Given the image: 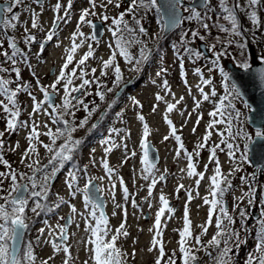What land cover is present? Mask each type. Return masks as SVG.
Wrapping results in <instances>:
<instances>
[{
  "label": "rangeland",
  "instance_id": "obj_1",
  "mask_svg": "<svg viewBox=\"0 0 264 264\" xmlns=\"http://www.w3.org/2000/svg\"><path fill=\"white\" fill-rule=\"evenodd\" d=\"M6 2V0H0ZM61 4L66 6L67 0H60ZM96 8L94 11L97 13L95 16H88L86 19L93 21V25H98V32L102 34L99 40H91L90 37L94 35V27L88 24H82L80 31L85 33L86 42L77 49L76 53H79L74 57L73 64L69 66V69L76 67V62L88 51V43L92 44L94 55L90 57L85 65L77 67V76H79L81 70L86 73L85 79L93 80L98 78L100 87H97V83H92L87 86L86 91L90 94L81 95V93H73L75 96H79L85 104L88 105V109H95L91 116H88L82 105L78 106L79 110H75V115L71 119L77 124L80 120L88 118V124L84 128H77L73 133L75 139H81L82 144L79 150L76 152L78 160L83 162V165H74L68 162L64 168L62 177L58 183L51 188L49 196V205L52 202H58L57 196L63 198L67 203L62 204L59 208H54L52 211L42 213L39 216L33 214L30 209L33 206V202L30 200L29 205L26 208V216L29 223V229L25 232L22 242V247L25 243L31 242L34 248V253L38 257L37 264L40 260L47 259L49 256H54V259L49 261V264H63L65 259V253L62 251L53 252L51 244L46 243L49 239H54L55 236L50 237L49 231L55 230L58 232L57 225L64 224L67 215H73L70 212L69 204L75 205L77 213L75 214V220L71 224L70 233L71 236L65 243L69 246L71 255V264H84V261L89 259L90 252L87 250L91 248V244H88L89 233L85 231V223L81 218L80 213H85V207L83 203V194L78 193L75 198L71 197L70 190L67 187V179L69 171L79 170L77 186L81 189L84 188L88 179L95 177L96 185L102 195L106 197L108 223L113 230L119 227L120 223L126 218V230L129 233L128 237H121L117 244L124 253L127 254L126 264H155V260L159 255L158 250L148 251L150 241L153 236V232L149 229L153 227L156 212L160 205L159 196L163 194L169 202L171 207L175 209L174 213H165V216L161 219L162 224V240L164 242L165 253L167 255H173L175 253L177 257L176 264H181L179 259V230L183 228V215L185 210V204L188 199V191H191L193 199L188 204L189 218L191 220V229L193 236L200 234L201 229L198 225H202L208 219L209 205L204 204L203 198L208 195L210 178L214 174L215 162L209 160V149L215 144L220 143L221 139H227L228 135L225 132L224 136L217 135L215 129H223L224 124H218L215 129H208V124L214 119L209 115L214 111L215 106L218 105V97L224 95V89L221 85V76L218 71L208 72L210 66V58H214L213 54L210 56H204L202 51L198 48L200 43H206L209 46L215 42L214 36L219 34L220 37L228 39L226 33L219 31L215 26L217 23L223 24L226 27H230L228 22L222 18L217 20V16L220 14V8L218 6V0H214V4L211 3V9L208 11V17L204 22L209 24V31H205L200 26V21L185 20L182 24L172 32H166L164 22L161 17L150 11L145 14L143 9H140L136 13V19L141 20V25L146 29L144 34L135 33L136 38L147 45V48L151 49L150 59L144 64L140 65V71H133V64L125 61L124 57L119 55L116 50V56L114 64L118 65L121 69L122 81L119 86H116L113 81L115 79L114 70L112 67L105 69L107 75L101 76L102 63L108 60L115 49V44L111 33L108 28L112 26L113 17H118L121 12H124L128 7L130 0H113L112 4H107V0H95ZM57 3V0H40L37 4L35 0H24V3L13 10L14 13L19 14V20L15 21L17 27L15 29H3L0 28V53L8 52L11 55L12 49L8 47V39L15 38L18 49L27 55V58L17 57V63L12 65L11 62L3 55H0V77L13 81L9 85V88L14 90L17 84L28 85V91H30L38 101L43 99V94L40 92L39 87L50 85L56 77L59 75L60 68L64 63L66 56V49L71 46L72 34L76 31L79 16L84 9H90L89 0H72V6L70 8V17L67 22H61L58 25L56 36L52 41H46L45 37L52 26L54 15H62L61 13H54L53 6ZM119 3L121 6L116 7L115 4ZM232 3V0H229ZM106 4L107 7L101 5ZM37 14L38 27L36 29L31 28L32 14ZM239 12V11H238ZM202 15L204 10L201 11ZM240 13L245 14L243 11ZM9 17L12 14H8ZM101 15H107L110 17L108 21H102ZM189 13L185 12L184 16H188ZM258 18L260 21L259 26L250 25L249 20L244 16V19H238L241 25V30L247 33L249 36L244 35L246 48L242 50L235 46H229L226 50H230L232 53L231 60L242 61L245 58V54L249 60L248 44H254L257 41V35L252 38L254 31L262 30L261 40L257 43V53L259 56L264 55V6L258 8ZM125 20L128 22L130 28L137 29L138 26L134 23L132 15H125ZM25 28L29 30L27 34L35 36V41L30 45L25 44ZM100 28L102 30L100 31ZM192 31H198L200 36H204V40H200L199 37H192ZM242 31V32H243ZM187 33L186 41L188 46L193 51H200L201 57H189L184 52L183 47L180 45V38ZM159 34V39H157ZM244 34V33H243ZM128 36V34H125ZM131 39V36H128ZM233 39H240L239 37H232ZM79 37L77 43H79ZM48 42V45L41 50V44L44 45ZM195 43L196 46H192ZM109 44L113 45V48H109ZM173 45L179 49L180 55L183 57V69L180 67V60L177 58L176 50ZM141 43H133L128 51L133 58H138L140 55ZM215 51L218 52L217 49ZM226 61L224 57L221 58V66L226 68ZM201 68L202 73L206 72L209 76L207 79H212V85L215 86L217 92L216 97L210 95L209 100H201L200 106L196 107V101H199L197 97L202 98L198 91V86L195 84H201V77L195 74L196 68ZM162 68L167 69L161 76H157L156 73ZM7 69V71H2ZM93 69L95 72L93 73ZM16 70L19 71V79L16 75ZM227 70V68H226ZM228 71V70H227ZM206 79V77H205ZM168 81L170 92H166L163 82ZM154 81V82H153ZM186 81V83H185ZM81 83L80 79L73 78V86H78ZM126 85L127 87L122 90ZM60 87V86H58ZM111 88L112 91L108 92L107 89ZM190 89V91H189ZM51 91V89H50ZM83 91V90H82ZM97 91L105 93L104 100H101ZM212 91V90H211ZM159 94L164 99L161 101L156 100V96ZM63 92L55 96V103H61V96ZM180 97L184 99L177 105V108L168 113V118L173 121L174 126L178 130L177 134L181 136L182 142L185 145L187 151L192 152L198 143H201L204 135L207 131H211L212 135L208 140L207 146L200 150V155L193 158L195 167H198L201 172L204 173L206 180L204 183L197 187L196 180L200 179L199 176L189 177L187 175V159L183 152L180 157H176V149L178 147L176 141L173 138H169L165 141L163 138L169 135V126L165 123L163 117L166 111L167 103H175ZM0 99L6 98L0 95ZM18 104L21 108V115L19 120L29 121V113L32 112L33 101L26 91H21L16 97ZM115 101V103H113ZM75 103V101H73ZM135 102H138L136 104ZM236 109L241 112V121L247 119L248 108L245 107L244 102L239 99L233 101ZM111 105V107H109ZM156 106V111L153 112V106ZM142 106V107H141ZM47 107V105H43ZM43 107L39 114H36L37 122L40 124V131H46L44 125L47 124L53 130L57 125L52 124L50 117L44 115ZM201 110V112H200ZM49 111L51 109L49 108ZM102 114V115H101ZM138 114H142L145 117L144 122L137 119ZM189 115V116H188ZM188 116V117H187ZM193 116V117H191ZM187 117V118H186ZM68 118V117H65ZM219 118V117H216ZM33 119V117L31 118ZM199 119V123L197 120ZM202 119V120H201ZM143 123H147L149 126L150 135L147 140L151 141L153 146L159 151L161 162L153 169V175L158 178L159 175L164 174L166 179L160 181L152 189V196L145 200L148 196V184L151 181L143 179L144 175H147L143 171V165L141 164V157L143 155L140 147L141 140L143 139ZM92 124H97L95 129H91ZM6 117L3 110L0 109V132H5ZM193 128L196 129L193 132ZM112 129H118V132H112ZM28 128L20 127L14 132H5L2 137L4 146H8L7 151L4 154L5 159H10L9 163L21 172L28 171L23 164L20 163L21 154L27 148L26 137L28 135ZM247 136L250 134V130L246 129ZM256 132V131H255ZM254 134L251 135L254 136ZM19 135V137H18ZM18 137V140H17ZM45 143H48V138L45 136L40 137ZM111 139V144H115L116 147L110 153H105L106 147H111V144H104L102 141ZM244 141L242 137L235 140H231L230 143L239 145L240 151L236 153L235 161L228 156V149L226 145H220L223 151L217 149V159L219 160L221 168H224L226 176L231 178V187L228 189L230 195L223 197L224 206L226 207L225 200L228 199L227 210L228 214L233 217L235 223L230 227L234 229L239 237L233 238L229 241V247L232 251L229 253V264H247L250 255H256V245L258 242L257 232L259 230L258 221L264 217L261 213L264 212L262 205L261 195L256 198L257 186H260V193L264 192V172L262 179H256L251 182V173L253 170L259 173V168L252 167L248 159L247 162H241L239 157L244 150V146L241 142ZM19 143V147L16 151L10 149L15 147ZM125 145L127 146L125 148ZM90 146V147H89ZM39 149L40 160L43 164H47L49 154L40 147ZM1 151V149H0ZM135 151L136 156H131L130 153ZM87 154V155H86ZM128 159L125 162V157ZM107 159L109 166L115 169V173L111 175V178L106 173L103 167L102 160ZM47 160V161H46ZM239 164L240 171H236L229 175L231 170ZM207 165V168H205ZM87 166L86 174L83 171ZM63 169V168H62ZM61 169V170H62ZM185 169V171H181ZM5 168L0 165V171H4ZM261 173V172H260ZM225 175V174H224ZM104 177V179H100ZM241 177L245 179L242 181ZM121 181L123 183H121ZM252 184L247 187V182ZM23 182V181H22ZM8 181L0 186L5 191H0V195H6L8 189ZM112 184H115L114 196L115 203L123 205V210L120 208H114L112 200V193L110 189ZM184 185V188L179 192L176 191L178 185ZM126 186L128 192L131 194L127 201L124 200L123 187ZM251 194L246 195L250 192ZM197 193H199L197 195ZM243 197V199H239ZM135 199L138 207L132 206V200ZM225 198V199H224ZM251 199V203L249 200ZM151 203V207H149ZM255 209L258 217L251 219V212ZM126 210V217H125ZM113 211L116 215L113 216ZM241 213H244L242 216ZM221 215L218 211L212 217V226L208 228L207 234L201 237L202 244L200 250L196 252L198 258V264H215L213 257H216L220 250L225 247L223 241L218 248L205 247L207 242L211 240L212 236L216 234L217 229L215 227L216 217ZM250 220V221H249ZM227 224V221H224ZM77 224L79 227H77ZM40 229H44L41 233ZM194 241H190V244ZM87 246V247H86ZM134 253V255H133ZM167 257H165L166 259ZM164 264V261H162Z\"/></svg>",
  "mask_w": 264,
  "mask_h": 264
},
{
  "label": "snow or ice",
  "instance_id": "obj_2",
  "mask_svg": "<svg viewBox=\"0 0 264 264\" xmlns=\"http://www.w3.org/2000/svg\"><path fill=\"white\" fill-rule=\"evenodd\" d=\"M37 4L40 3V0H35ZM24 0H6V6L0 8V14H3L0 17V28L3 29H15L17 27L15 21L19 20V14L14 13L13 10L18 6L22 5ZM90 9H84L79 16V22L76 28V31L72 34L71 37V46L66 49V56L64 58V63L60 68L59 75L56 79L48 86H40L39 90L43 94V99L38 101L36 97L28 91V85L26 84H17V87L12 90L9 88V85L13 83V81L9 79H4L0 77V95L6 98L0 99V109L3 110V113L6 117V127L5 132H14L17 131L20 127L28 128V135L26 137L27 140V148H25L24 152L21 154L20 163L25 166L28 171L21 172L18 169L14 168L12 164L9 163L7 159L4 158V154L0 152V165H2L5 170L0 171V186H2L5 181H8V189L6 190V195H0V264H37L38 257L34 253V248L31 242H27L22 245L23 237L25 232L29 229V223L26 222L28 217L26 216V208L29 205V201L33 202V206L30 211L36 216L41 215L42 213H46L52 211L54 208H59L62 204L67 203L63 198L57 196L58 202H52L51 206L49 205V196L51 192V181L54 177H56L57 173L66 166L68 162H73L75 159L76 152L79 150L80 145L82 144L81 139H75L73 133L77 130V128H84L88 124V118L86 117L83 120H80L77 124L71 118L75 115V110H79L78 106L82 105L83 108L88 111V116L90 117L92 112L95 109H88V105L84 103V101L79 97L73 95V93H81V95H88L86 91L87 86L92 83H97V87L99 88L98 78H94L93 80L85 79L86 75L83 70H81L79 76H77V67L85 65L86 61L94 55L93 47L91 43H88V51L76 62V67H72L69 69V66L73 64L74 55L77 52V49L81 47L85 42V33L80 31V26L82 24H88L94 27L93 21L90 19H86V17L92 15L95 16L97 13L94 11L96 8L95 0H89ZM113 0H107V4H112ZM198 4L200 8L204 10V14L202 15L201 11L197 10L196 6L185 7L183 11L188 12V16H184L181 12V7L183 5V0H165L164 3H161V0H130V3L124 12H121L118 17L111 18L112 26L108 28V31L111 33L113 38L115 49L112 52V55L108 60L103 61L101 76L107 75L105 69L113 68L115 79L113 83L116 86L120 85L122 81L121 69L118 65L114 64V59L116 56V50H118L119 55L124 57L125 61L133 64V71H140V65L144 64L150 59L151 49L147 48L146 44L139 41L136 38L135 33L144 34L146 29L141 25V20L136 19V13L143 9L145 14L150 11H155L157 15L161 17V20L164 22L165 29L172 28L175 29L179 27L182 22L185 20L192 21L198 20L200 21V26L205 29V31H209V24L204 22L205 19H210L208 17V11L211 9V0H198ZM72 6V0H67V5L64 6L61 4L60 0H57V3L53 6L54 13H61L62 15H54L52 26L48 30L46 34V41H52L56 36V31L58 25L61 22L66 23L68 18L70 17V8ZM102 7H107L106 4L101 5ZM116 7H120L119 3L115 4ZM218 6L220 8V14L217 16V20L223 19L228 22L230 27H226L223 24L217 23L215 26L219 29V31L226 33L229 37L225 41H221L219 37H216V43L223 44V50L217 52L216 44H212L209 46V51L213 53L214 58H210V66L208 67V72L212 73L213 71H218L221 76V85L224 89V95L222 97H218L219 103L215 106L214 111L210 112L209 115L214 117L212 121L208 124V129H215V126L218 124H226V127L223 129H215L217 135L223 137L225 132L228 137H231L232 140H235L238 136H247V132H244L243 129L234 130L235 125L233 124L234 120H239L241 117V112L236 109L235 104L233 103L236 99H242L241 91L239 84L232 81L231 75L229 71L226 70L225 67L221 66V58L226 54V49L229 46L235 45L242 50L246 48V43L244 42L245 37L241 30V25L237 19V12L243 11L246 15V18L251 22L253 26H259L260 21L258 18V8L260 6H264V0H245L243 4H241L240 0H232V3H229V0H218ZM163 9V11H162ZM8 14H12L10 17ZM132 15L134 23L138 26L137 29L130 28L128 22L125 20V15ZM167 18L166 20L164 18ZM102 21H108L110 17L107 15H101L100 17ZM38 27L37 14L33 12L31 19V28L36 29ZM29 30L25 28V33L27 34ZM131 36V39L128 38L125 34ZM192 37H199L200 40H204V36H200L198 31H192ZM79 39V43H77V38ZM187 33L180 38V45L183 47L185 53L189 55V57L200 58V51H193L192 48L188 46V42L186 41ZM232 37H239L240 39H233ZM157 39H159V34H157ZM35 36L31 34H27L25 37V44L30 45L35 41ZM91 40L95 41L96 36L92 35L90 37ZM133 43H141V48L139 50L140 55L138 58H133L128 48ZM3 45L0 44V47ZM110 49L113 48L112 44L108 45ZM8 47L12 49L11 55L8 52L0 53L6 59H8L12 65L17 63V57L27 58V55L23 53L17 47V43L15 38L8 39ZM41 50H43L44 45L41 44ZM173 48L176 50L177 58L180 60V67L183 69V57L180 55L179 49L176 45H173ZM256 63L253 64L246 56L242 61H236V65L239 69L248 72L253 75V78L258 80L259 83L264 86V67L259 65H264V55L257 56ZM253 69L255 71L253 72ZM2 71H7V69H2ZM93 73L95 69L92 70ZM167 69L162 68L159 72L156 73L157 76H161ZM195 74L201 77V84L198 85V91L200 92L202 99L204 101L209 100L210 95L212 97L217 96V92L213 89L210 93H206L204 91V86L211 85L213 83L212 79H205L203 77V73L201 68H196ZM17 78L19 79L20 73L16 70ZM73 78L80 79L81 83L78 86H73ZM154 82V81H153ZM186 83V81H185ZM164 89L166 92H170V88L168 86V81L164 80L163 82ZM60 86V87H58ZM51 89V91H50ZM62 90L63 95L61 96V103H55L56 94L60 93ZM83 90V91H82ZM21 91H26L27 94L31 97L33 101L32 112L29 113L30 120L29 121H21L19 117L21 115V108L16 99L18 93ZM108 92H111L112 89H107ZM190 91V89H189ZM96 95L100 97L101 100H104L105 93L102 91H97ZM164 98L157 94L156 100L161 101ZM183 97H180L179 100H176L175 103H167L166 111L164 114V121L169 126L170 132L169 135L164 136V140L167 141L170 137L173 138L178 147L176 149V157H180L183 152L185 158L187 159V175L189 177L199 176L200 179L196 180L197 187L200 185L201 180L204 178L203 172H197L196 167L193 163V158L198 157L200 155V150L204 149L207 146L208 140L212 135L211 131H207L203 137L201 143L196 145V148L189 152L185 148L184 143L182 142V138L177 134L178 130L173 124V121L168 118V113L173 112L177 105L183 100ZM75 101V103L73 102ZM115 103V101H113ZM138 104V102H135ZM201 101H196V107L200 106ZM47 105V107H43V105ZM43 107L44 115L50 117L52 124L57 125L55 130L49 127L47 124L44 125L46 131H39L40 124L39 122L32 120L31 118L39 114ZM111 107V105H109ZM142 107V106H141ZM245 107L249 106L245 104ZM49 108L51 111H49ZM156 106H153L152 111L155 112ZM68 117V118H65ZM219 117V118H216ZM137 119L141 122H144L145 117L142 114H138ZM199 123V119L197 120ZM97 124H92V129H95ZM112 132H118V129H112ZM196 129L193 128V132ZM5 132H0V149L4 147V141L2 137ZM150 135L149 126L147 123H143V139L141 140L140 147L142 149L143 155L141 157V164L144 166L143 171L147 173V175L143 176V179L151 181L148 184V196L145 197V200H148L149 197L152 196V189L156 186V184L160 181H164L166 176L164 174L159 175L158 178H155L153 175V169L155 168V164L152 160L149 159V150L150 144L147 140V137ZM45 136L48 138V143H45L40 137ZM255 136L261 140H264V131L257 130L255 132ZM59 141V143H58ZM104 144H111V139H107L102 141ZM221 144H225L228 149V156L230 159L235 161L236 152L240 151L239 145H235L233 143L227 142L225 139H221L220 143L215 144L210 147L209 152V160L215 162L214 174L210 178L209 192L208 195L203 198V202L206 205H209L208 211V219L204 224L198 225L201 229L200 234L193 236V232L191 229V220L189 218L188 212V204L193 199L191 195V191H188V199L185 204V210L183 215V228L179 230V253L181 254L179 259L181 264H198V258L196 252L200 250V246L202 244L201 237L208 232V228L212 224V217L218 211L221 215L216 217L215 227L217 232L212 236L211 240L207 242V245L204 246L207 252V248H218L223 241L225 247L220 250L219 254L216 257H213L215 264H229V253L232 249L229 247V241L234 237L238 239L239 234L232 229L230 226L235 223L232 216L228 214L227 208L224 206L223 197L228 189L231 187V181L228 179V176L224 175L221 171V166L219 160L217 159V149L223 151L220 147ZM42 147L46 153L49 154L47 164H43L40 160L39 149L37 146ZM19 147V143L13 148L11 151H16ZM115 144H111V147L105 148V153H110L113 148H115ZM127 146L125 145V148ZM248 143L244 144V151L241 153L239 160L241 162L248 161ZM131 156H136V152L133 151L130 153ZM128 157H125V162ZM102 164L106 173L111 178V175L115 173V169L109 166V162L105 158L102 160ZM207 168V165H205ZM87 166L83 170L86 174ZM181 171H185V169H181ZM240 171V166L237 164L235 168L231 170L229 175L232 173ZM78 173L79 170L69 171L68 179L66 181L67 187L70 190L71 197L75 198L78 193L83 194V203L85 207V213H80L81 218L85 223V231L89 233L88 244H91V248L87 250L90 252L89 259L84 261V264H126L127 254L122 251V249L118 246L117 242L121 239V237H128L129 233L126 230V218L123 220L119 227L113 230L111 229L108 219L102 210V206L99 202V197L97 196V192L103 191V189H99L98 187L92 185V181L96 179L95 177L88 179L84 188L81 189L77 186L78 181ZM100 179H104V177H100ZM242 181L245 179L241 177ZM23 181V183H22ZM121 183H123L121 181ZM92 185V186H90ZM116 185L112 184L110 189V193H112V200L114 203V208H120L123 210V205L115 203L114 190ZM184 188V185H178L176 191L179 192ZM0 191H5L2 187H0ZM124 200L127 201L129 196L131 195L128 192L126 186L123 187ZM199 193H197L198 195ZM251 194L250 192L246 195ZM243 199V197L239 198ZM160 207L156 212L154 225L149 229L150 232H153L152 239L150 241V246L148 251L151 252L153 250H158L159 255L155 260V264H176L177 257L175 253L173 255H167L165 253L164 242L162 240V224L161 219L165 216V213L169 214V218L171 214L174 213L175 209L170 206L168 199L161 194L159 196ZM251 199L249 203H251ZM132 206L134 208L138 207L135 199L132 200ZM70 212L73 215H70L67 220H65L64 224H58L56 227L58 232L55 230L49 231V236H55L58 241L66 242L68 240V227L75 220V214L77 213V209L75 205L69 204ZM149 207H151V203H149ZM113 216L116 215V212L113 211ZM127 213L125 210V217ZM243 216L244 213H241ZM261 216L264 217V212L261 213ZM60 219H65L61 217ZM227 221V224L224 221ZM259 230L257 232L258 242L256 245V255H250L247 261V264H264V218L258 221ZM77 227L79 225L77 224ZM40 232L43 233L44 229H40ZM190 241H194V243L190 244ZM46 243L51 244L53 252H64L65 259L63 260V264H71V255L69 251V246L66 244L54 242L52 239L46 241ZM87 247V246H86ZM208 255H211L210 252H207ZM134 255V253H133ZM165 257H167L165 259ZM54 259V256H49L47 259L40 260L39 264H49V261Z\"/></svg>",
  "mask_w": 264,
  "mask_h": 264
},
{
  "label": "water",
  "instance_id": "obj_3",
  "mask_svg": "<svg viewBox=\"0 0 264 264\" xmlns=\"http://www.w3.org/2000/svg\"><path fill=\"white\" fill-rule=\"evenodd\" d=\"M164 2L165 0H161V3ZM192 5L196 7H200L198 4V0H195V2ZM5 6L6 3H0V8H3ZM2 15L3 14H0V17H2ZM164 19L166 20L167 18L165 17ZM97 26H98L97 24L94 25V33L96 38L100 39L102 34L98 32ZM101 30L102 28H100V31ZM172 30H173L172 28H167L166 32H171ZM200 48L203 50L205 54H208L205 44H201ZM251 51H252L251 53L253 59L252 63L255 64L256 54L254 53L252 47H251ZM259 66L264 67V65H259ZM228 67L230 69V75L232 81L239 84L240 86L241 97L252 108L251 112L249 113L250 125L257 130L259 129L264 131V86H262L258 80L254 79L252 74L245 72L239 69L238 67H235L232 63H228ZM254 71L255 69H253V72ZM149 144H150L149 159L152 160L154 164H157L158 153L156 149L152 147L150 142ZM250 160L253 164L257 166H259L260 164L262 166L261 171L264 170V140H261L256 137L254 141L250 144ZM92 185L95 186L94 183H92ZM96 194L99 197V202L102 206V210L104 211V213H106L104 207V197L99 196L98 192ZM263 200H264V196H263Z\"/></svg>",
  "mask_w": 264,
  "mask_h": 264
},
{
  "label": "flooded vegetation",
  "instance_id": "obj_4",
  "mask_svg": "<svg viewBox=\"0 0 264 264\" xmlns=\"http://www.w3.org/2000/svg\"><path fill=\"white\" fill-rule=\"evenodd\" d=\"M193 2H194V0H187L186 5L188 7H191V4ZM240 2H241V4H243L245 2V0H240ZM211 3L214 4V0H211ZM198 10L199 11H203V9L202 10L198 9ZM240 15H241V13L239 11V16ZM261 33H262V30L261 29L258 30V31L255 30L254 31V34L252 35L253 40H254V37L257 35V41L254 44L251 43L253 45V47H254V51L256 52L257 56H259V54L257 53V50H258L257 43H258V41L260 42V40L262 38ZM192 46H194V44H192ZM249 55H250V52H249ZM233 124L235 125V129L234 130L243 129V131H245L246 129H249L250 130V133L253 134V132H255V130L249 126V124H248V118L247 119H243V122H241V118L239 120H234L233 121ZM225 127H226V124H224V128ZM249 137H251L250 134H249ZM252 138H253V136H252ZM251 176H252L251 177V182H254L256 179H259L260 180V179L263 178V174L262 173H260V172L259 173H256L254 170L251 173ZM251 182L249 181V182L246 183V184H248L247 187H249L252 184ZM258 187H259V193H260L261 187L260 186H257V188ZM225 194L228 197L230 195V191H227ZM260 195L262 196V193H260ZM227 203H228V199L225 200L226 206H227Z\"/></svg>",
  "mask_w": 264,
  "mask_h": 264
},
{
  "label": "bare ground",
  "instance_id": "obj_5",
  "mask_svg": "<svg viewBox=\"0 0 264 264\" xmlns=\"http://www.w3.org/2000/svg\"><path fill=\"white\" fill-rule=\"evenodd\" d=\"M255 130V129H254ZM256 131V130H255ZM254 134V133H253ZM252 135V133H250V136ZM253 138H256V136L254 135ZM229 180H231V178L228 177Z\"/></svg>",
  "mask_w": 264,
  "mask_h": 264
}]
</instances>
